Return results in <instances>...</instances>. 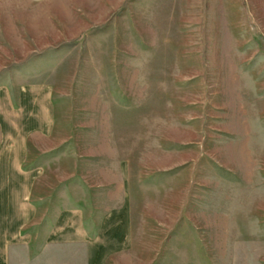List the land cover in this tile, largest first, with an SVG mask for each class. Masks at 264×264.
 Instances as JSON below:
<instances>
[{
    "label": "rangeland",
    "instance_id": "374dc122",
    "mask_svg": "<svg viewBox=\"0 0 264 264\" xmlns=\"http://www.w3.org/2000/svg\"><path fill=\"white\" fill-rule=\"evenodd\" d=\"M26 84L52 122L28 163L60 155L36 192L78 168L88 209L125 199L102 264H264V0H0V87Z\"/></svg>",
    "mask_w": 264,
    "mask_h": 264
},
{
    "label": "crops",
    "instance_id": "0c3cea01",
    "mask_svg": "<svg viewBox=\"0 0 264 264\" xmlns=\"http://www.w3.org/2000/svg\"><path fill=\"white\" fill-rule=\"evenodd\" d=\"M50 108L45 85H22L12 95L0 87V264H12L17 249L28 260L64 246L79 248L82 264H102L129 243L127 205L117 192L112 205L88 209L80 199L79 181L74 180L78 168L51 182V190L36 192L46 175L59 177L54 163L59 154L41 147V162L28 163L30 146L42 144L30 137L42 139L51 130ZM68 194L76 198L69 201Z\"/></svg>",
    "mask_w": 264,
    "mask_h": 264
}]
</instances>
